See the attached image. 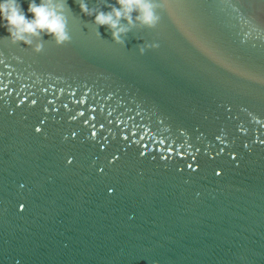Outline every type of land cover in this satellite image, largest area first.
<instances>
[{"label": "clouds", "instance_id": "obj_1", "mask_svg": "<svg viewBox=\"0 0 264 264\" xmlns=\"http://www.w3.org/2000/svg\"><path fill=\"white\" fill-rule=\"evenodd\" d=\"M108 9L102 10L101 5ZM165 4L155 0H114L105 4L100 0L97 6L89 8L85 0H80L79 8L83 15L93 17L92 23L96 26V35L99 37L98 28L105 26L112 36L115 44L125 46L128 33L139 24L143 28L155 29L160 22L159 11ZM65 3L63 0H28L27 12L21 7L19 0H0V26L9 33L11 43H23L33 46V51L40 53L43 44L40 43L41 34L50 36L57 46L71 42L67 30L65 16ZM31 17L29 18V15ZM135 14V15H133ZM157 43H143L138 45V52L143 55L148 49H155Z\"/></svg>", "mask_w": 264, "mask_h": 264}]
</instances>
